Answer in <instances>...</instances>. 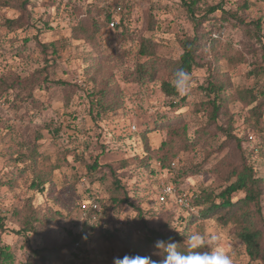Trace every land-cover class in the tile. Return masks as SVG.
Here are the masks:
<instances>
[{"label": "rangeland", "instance_id": "1", "mask_svg": "<svg viewBox=\"0 0 264 264\" xmlns=\"http://www.w3.org/2000/svg\"><path fill=\"white\" fill-rule=\"evenodd\" d=\"M184 1L192 0H105L127 8L125 30L102 25L93 37L90 18L104 20L100 0H31L25 10L0 6V217H5L0 246L8 248L11 264H23L32 249L50 252L45 264H113L114 257L133 255L142 240L136 211L107 212V169L92 174L85 169L101 152L103 167L117 170L120 161H130L119 171L126 173L122 180L132 206L142 210L149 228L186 245V237L199 232L209 251L219 244L233 264H256L235 235L236 218H201L199 209L180 208L174 198L157 202L163 184L194 198L201 189L218 193L246 159L263 179L258 226L264 230V113L256 127L252 106L236 99L239 90L264 91V77L252 73L264 54V0H197L200 11L221 5L237 19L216 11L202 24L196 57L201 67L190 73L191 94L167 98L161 83L172 81L180 42L193 36ZM18 18V25H6ZM257 20L261 31L255 34ZM143 40H150L152 54H139ZM50 43L56 54L43 49ZM213 69L225 86L214 123L203 105L208 100L203 89L216 77ZM228 126L233 138L224 134ZM146 147L163 155L165 164L172 161L177 171L161 172L154 160L140 163ZM37 178L47 180L42 192L31 187ZM92 194L105 198L97 202L101 214L91 219L95 228L82 233L74 249L68 232H81L86 213L80 206ZM29 205L48 223L38 234L22 236L17 231ZM209 234L218 240L208 241Z\"/></svg>", "mask_w": 264, "mask_h": 264}, {"label": "trees", "instance_id": "2", "mask_svg": "<svg viewBox=\"0 0 264 264\" xmlns=\"http://www.w3.org/2000/svg\"><path fill=\"white\" fill-rule=\"evenodd\" d=\"M30 1L31 0H0V6L17 7L19 10H25ZM100 2L105 5V7L103 8L104 20L100 24L98 21L90 18V37H93L100 30L102 25L109 28L108 25L112 20L116 21V25L114 28L120 27L125 30L123 16L125 15L127 8L118 2L114 4H110L111 2H105V0H100ZM182 4L187 9L188 19L193 27V36L187 37L180 42L182 52L178 59L174 61L173 70L177 67L182 66L185 70L191 73L194 68L201 67L197 63L196 57L197 50L200 45V38L198 35L202 24L209 21L210 15H212L216 11H220L222 16L231 15L235 19H237V17L235 14L224 12L221 5L210 6L205 10L203 9V11H200L198 6L199 3L197 0H192L188 3L184 1ZM67 13L68 12L65 13L66 17L69 18V15ZM19 21V18L11 21L9 20L6 22V25L12 27L13 25H18ZM252 25L255 34L260 33V22L257 20L253 22ZM77 29L83 34H87L89 31L86 27H81V24H79V28ZM74 38H76V36H74ZM151 46L152 45L150 40H143L141 43L139 54L141 56L152 54L149 52L151 50ZM42 47L44 50L50 49L52 54H56L55 43L46 44ZM262 57V62L258 64L256 63V65H254V71L252 70L254 77H264V54ZM214 70L215 69H213L212 71L214 72ZM216 72L217 69L214 72V75L216 77L212 76L208 80L207 86L203 89L208 97L207 102L203 105L210 108L211 111L209 114V120L212 123L215 122L216 117L225 102L223 99V91L225 90V86L221 82L217 81L218 79ZM1 82L2 81L0 80V83ZM160 89L163 95L167 98L178 97V92L173 86V79L172 81H163L161 83ZM183 99L184 98H182L181 100ZM236 99L241 103H244V105L246 106H252L249 110V113L250 117L254 119L253 125L257 127V125L261 121V115L264 113V108L260 110L261 107H264V91L254 92L252 88H246L236 92ZM98 104H100V102L96 103L95 105L97 106ZM98 113L99 112L96 113L97 116ZM230 129L231 127L228 126L223 131L228 138H233V136H231ZM102 153L103 152L98 154L93 159V162L91 164L85 165V169L87 173L90 174L96 172L100 168L107 169L108 177L110 178L107 197L108 206H106V208H108L107 212H120L124 207H132L136 211L135 218L141 226V230H138V232L141 234L142 240L140 241L138 247L134 249L133 255H148L153 259L158 260L161 257L155 254L158 252L155 244L158 240H167L169 237L174 238V240L179 243L178 250L184 252L192 251V249H190L188 245L181 242L175 235L163 230L148 227L146 221L143 218L142 210L132 206L130 192L124 184V181L122 180L126 173L123 171H119V169L126 167L128 163H130V161H120L118 165L121 168H118L117 170H115L112 165H106L103 167L102 165L98 164L99 158L101 157ZM142 155L143 156L139 159V161L140 163L144 162V165L154 160L153 162L157 165L159 171L161 172L165 171L166 173H169L171 175V172L177 171V165H175L172 161L165 164V158L163 157V155L154 156L153 154H151L147 147L145 153H142ZM230 179L232 180L230 181ZM228 180L230 182L226 186H224L218 193H215L211 190L201 189L199 191V194H196L195 198H193V200L191 201L190 206L188 207V211H192L194 208L199 209L197 215L201 218H207L214 214H220L222 221H227L230 218H236L238 227L235 230V235L243 244L249 262L264 264V230L258 226V220L261 218L260 202L262 197L261 187L263 179L257 176L253 166L250 165L246 161V159H241L239 165L232 170V173L230 174ZM46 183V179L37 178L36 180L32 181L31 187L33 190L42 192L43 186ZM169 183H176L174 176L172 180L169 181ZM237 193H241L242 196L233 200L232 195ZM91 198L101 204L103 199H105L104 196L103 198L98 199V197L94 196V194H92V197H90L89 199ZM163 204H166V202ZM80 212H82L81 206ZM85 212L86 214L82 222L81 232L75 235H72L70 232H68L74 249L79 248V244L81 242V239L83 238L82 233H86V230H93V228H95V225H92L89 222L94 216L97 215V213L101 214V209L99 211L88 209ZM102 212L105 213V211L103 210ZM52 218L53 217H51V219ZM194 219L195 218L193 216L190 217L191 221H193ZM4 221L5 217H0V231H3L4 229ZM47 223L48 219H44V217L39 218L38 212L34 210L31 205H29L24 218L21 220V229L18 230L17 233L22 236H26L28 233L38 234L40 229ZM103 232L105 233V237L107 240H110L112 238V234L109 233V231L105 230ZM196 251L203 252L209 250L207 247H202L196 249ZM49 254L50 252L45 249H32L30 250L23 264H45L47 262V255ZM11 263L12 255L9 253L8 248L6 246H0V264Z\"/></svg>", "mask_w": 264, "mask_h": 264}, {"label": "clouds", "instance_id": "3", "mask_svg": "<svg viewBox=\"0 0 264 264\" xmlns=\"http://www.w3.org/2000/svg\"><path fill=\"white\" fill-rule=\"evenodd\" d=\"M173 86L182 96H189L192 90L191 74L182 66L177 67L172 72ZM190 252L178 250L179 243L174 238L158 240L155 244L158 252L156 255L160 259H153L145 255H124L122 258L114 257L113 264H233L232 258L226 253L224 248L217 244L210 251H196V249L210 246L206 243V238L199 232L192 233L186 237ZM208 241H217L218 238L209 234Z\"/></svg>", "mask_w": 264, "mask_h": 264}, {"label": "built area", "instance_id": "4", "mask_svg": "<svg viewBox=\"0 0 264 264\" xmlns=\"http://www.w3.org/2000/svg\"><path fill=\"white\" fill-rule=\"evenodd\" d=\"M115 25H116V21L112 20L110 21L108 26L109 28L112 29L115 27ZM170 198H174L177 205L180 208L187 209L190 206V203L194 197L184 193L176 194L175 188L171 185H164V184L161 185L158 188V192H157V202L159 204H163ZM88 209H91L93 211H98L99 209L98 203L94 199H91L88 203L81 204V210L83 214H85L86 213L85 211Z\"/></svg>", "mask_w": 264, "mask_h": 264}]
</instances>
